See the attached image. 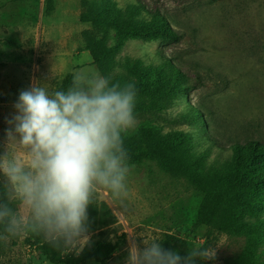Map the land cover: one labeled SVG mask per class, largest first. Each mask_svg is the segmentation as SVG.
I'll return each mask as SVG.
<instances>
[{"label": "rangeland", "instance_id": "rangeland-1", "mask_svg": "<svg viewBox=\"0 0 264 264\" xmlns=\"http://www.w3.org/2000/svg\"><path fill=\"white\" fill-rule=\"evenodd\" d=\"M85 1H107L122 12L139 7L138 20L150 21L149 14L158 12L179 40L126 39L105 75L94 61L87 37L111 49L119 36L115 29H98L82 21ZM167 60L178 70L186 92L165 99L162 109L136 113L138 128L126 139L143 129H155L160 136L184 132L189 135V152L202 158L203 173L231 160L233 143H264V0H0V155L6 151L8 120L16 114L14 105L22 90L37 82L49 92L60 90L76 74L140 84L139 77L127 70L128 63L139 64L146 71L144 80L153 82ZM128 188L123 202L98 188L87 210L89 244L78 255L55 247L56 256L99 253L107 264H127L133 240L143 248L144 239H159L163 247L170 234L182 240L185 255L195 247L215 249L214 260L197 259L196 264L240 260L246 237L196 225L203 193L189 179L145 160L132 168ZM262 219L264 212L248 214L244 221ZM47 244L32 234L0 241V264H55L38 248ZM254 258L264 263V241Z\"/></svg>", "mask_w": 264, "mask_h": 264}, {"label": "clouds", "instance_id": "clouds-1", "mask_svg": "<svg viewBox=\"0 0 264 264\" xmlns=\"http://www.w3.org/2000/svg\"><path fill=\"white\" fill-rule=\"evenodd\" d=\"M137 96L134 82L99 74H76L62 90L49 92L37 82L20 92L0 155V241L32 234L64 252L83 251L97 189L121 202L129 196L134 165L125 139L138 128ZM159 241L144 239L141 248L133 240L127 264L215 259V249L195 247L181 256Z\"/></svg>", "mask_w": 264, "mask_h": 264}, {"label": "trees", "instance_id": "trees-1", "mask_svg": "<svg viewBox=\"0 0 264 264\" xmlns=\"http://www.w3.org/2000/svg\"><path fill=\"white\" fill-rule=\"evenodd\" d=\"M84 8L86 9L82 13L83 22L92 23L98 29L101 27L115 29L119 36L117 45L111 49H104L94 37H87L94 61L105 75H108L115 63L114 54L117 48L126 39H168L173 42L179 40L177 32L158 12L149 14L151 20L145 21L137 19L141 8L136 6L122 12L107 1L94 4L85 1ZM138 66L137 63L126 65L127 70L140 79V84L136 85L138 91L136 113L162 109L164 107L162 102L165 99L186 92V88L182 87L178 70L168 60L155 72L153 82L144 80L143 73L146 71ZM72 79L69 77L60 90L70 86ZM117 81L125 82L121 78ZM145 97L148 98V102L145 101ZM193 117L199 116L194 112ZM188 138L189 135L181 131L160 136L155 129H143L137 136L125 139L130 164L140 165L145 160L156 161L164 171L189 179L203 193L196 225H205L213 231L246 237L247 243L237 264H259L254 256L255 250L264 241V219L249 223L245 222L244 218L248 214L260 215L264 212V143L259 140L233 143L231 160L221 168H212L203 173L202 158L195 157L189 152ZM181 243L180 238L166 234L163 248L185 256L180 248ZM38 248L55 264H85L91 260L107 264L99 253H85L64 259L56 256L52 244L41 245ZM112 250L113 248L109 247L108 253Z\"/></svg>", "mask_w": 264, "mask_h": 264}]
</instances>
